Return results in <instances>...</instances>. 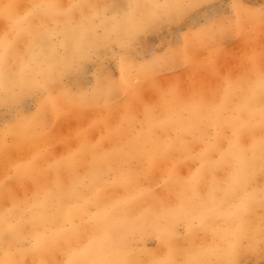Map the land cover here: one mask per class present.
<instances>
[{
	"label": "snow or ice",
	"instance_id": "snow-or-ice-1",
	"mask_svg": "<svg viewBox=\"0 0 264 264\" xmlns=\"http://www.w3.org/2000/svg\"><path fill=\"white\" fill-rule=\"evenodd\" d=\"M256 255L264 0L0 3V264Z\"/></svg>",
	"mask_w": 264,
	"mask_h": 264
},
{
	"label": "bare ground",
	"instance_id": "bare-ground-1",
	"mask_svg": "<svg viewBox=\"0 0 264 264\" xmlns=\"http://www.w3.org/2000/svg\"><path fill=\"white\" fill-rule=\"evenodd\" d=\"M225 3H232V2H239V3H244V4H251L252 5V2L253 0H224ZM5 2H8V0H0V3H5ZM13 2H17V3H23V4H27V3H31L33 2V0H13ZM58 2H67V0H58ZM149 41L152 42V46L155 47V45H158L160 43V39L159 38H156V37H152V36H149L147 38ZM113 67H115V64L113 63ZM118 74V73H117ZM224 173H220V176L223 177ZM201 194H203V191L201 192ZM209 237L208 241L206 242L205 239V243L207 244H213L214 241H213V238L211 236V234H208L206 235ZM204 236V237H206ZM151 241V239H149V236L147 237H144L140 242H142L144 245L141 246L145 249H148V250H152V251H155L156 249H154L155 247L153 245H149V242ZM152 242V241H151ZM199 243V241H197ZM257 256H253V257H250V259H252L254 261V264H255V261L259 260L257 259Z\"/></svg>",
	"mask_w": 264,
	"mask_h": 264
},
{
	"label": "rangeland",
	"instance_id": "rangeland-1",
	"mask_svg": "<svg viewBox=\"0 0 264 264\" xmlns=\"http://www.w3.org/2000/svg\"><path fill=\"white\" fill-rule=\"evenodd\" d=\"M262 2V0H253V2H252V5H254V6H259V4ZM224 3H225V1H224ZM149 239H151V241L149 242V245H153L155 248L154 249H156V246H157V240L155 239V237H153V236H149ZM204 239H205V241L207 242L208 241V239H209V237L208 236H206V237H204ZM140 244H141V246H143L144 244L142 243V242H140ZM257 259H260V257L259 256H257ZM258 261V260H257Z\"/></svg>",
	"mask_w": 264,
	"mask_h": 264
}]
</instances>
